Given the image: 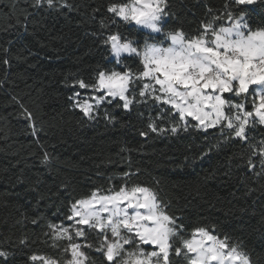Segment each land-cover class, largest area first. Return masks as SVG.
<instances>
[{"label":"snow or ice","instance_id":"obj_1","mask_svg":"<svg viewBox=\"0 0 264 264\" xmlns=\"http://www.w3.org/2000/svg\"><path fill=\"white\" fill-rule=\"evenodd\" d=\"M70 13L79 17L77 27L85 26L98 58L86 72L64 76L68 109L78 114V126L103 124L123 137L100 150L94 168L79 173L85 183L57 154L38 99L6 88L14 83V61L31 67L29 58L38 56L24 41L44 48L45 35L65 40L55 21L64 16L67 22ZM0 17V35L22 29L15 39H0V90L15 109L9 115L23 121L22 133L32 138L24 162L39 166L34 175L16 178L34 195L0 220V264H264V249L257 253L227 223L238 215L243 222L251 203L241 201L257 192L264 209V0H94L85 6L0 0ZM10 131L0 128V135ZM189 139L202 143L193 151L184 143ZM156 140L178 151L183 145L176 172L223 157L205 176L235 188L231 199L211 204L223 220L189 211L206 199L199 188L182 198L169 194L164 174L140 163ZM39 169L63 175L45 188ZM253 232L264 244V213Z\"/></svg>","mask_w":264,"mask_h":264},{"label":"trees","instance_id":"obj_2","mask_svg":"<svg viewBox=\"0 0 264 264\" xmlns=\"http://www.w3.org/2000/svg\"><path fill=\"white\" fill-rule=\"evenodd\" d=\"M6 2V0H5ZM79 5L85 6L91 4L94 0H75ZM99 2V0H95ZM214 3H219V0H212ZM257 23L260 22V14L254 13L253 17ZM79 17L76 13L68 14V20L65 22V17L56 18L55 28L63 29L66 34V39L63 41L49 40L45 35L47 47L41 48L36 41L28 38L24 41L32 47L34 52L38 53L37 57H31L30 63L34 66H29V63L23 61L15 62L12 68V81L6 85L7 92L31 93L34 100L39 101L40 115L45 121V128L48 137L54 139L57 143L56 152L61 160L71 166V174L76 177L80 183H85L83 176L79 173L94 168L100 157L97 155L101 149L114 148L112 143L113 138H123L122 130L105 129L103 124L80 127L76 120L78 114L71 112L68 109L67 95L69 90L63 88L62 80L65 75L70 72H86L88 66L94 63L97 59V54L92 47V41L85 35L84 27H77ZM3 18L0 17V25L3 24ZM53 23V21H49ZM91 30L90 25L87 26ZM22 29H14L11 33L0 35V39L11 38L15 39ZM8 96L4 90H0V117H7L9 123L0 120V128L5 131L11 128L8 136L0 135V220L7 217L9 213H14L15 206L25 204L32 199V195L25 191V185L16 184L18 176L29 177L36 173L38 165L35 160H30L29 163L24 162V158L28 146L32 143V138L21 131L23 121L17 122L10 113L15 109L7 104ZM61 116L63 119H61ZM55 123L57 126L49 128L48 125ZM44 135L43 133L41 134ZM131 137V133L128 134ZM191 143L193 151H195L202 141H194L189 139L184 142ZM170 142L165 140H156L155 143H149L147 152L140 161L146 168L151 170L153 174H164L165 191L169 194L180 196L181 198L189 192H195L197 188L202 194H206V199H203L189 211L198 212L203 215H208L210 212L213 216L224 219L223 213L211 208V204L216 202L219 197L221 199H231L229 191H235V188H230L229 185L221 182L219 178H209L205 180V176L211 177V174L221 166L223 157L217 159L213 156L211 159H205L198 163L194 169H187L185 172L173 171L175 165L181 164L184 161L183 145L181 150L169 147ZM165 153L166 155H161ZM192 155V152H188ZM110 168L115 165L109 166ZM42 177L45 180V188L52 187L54 181H58L62 177V173L45 172L39 169ZM179 184V187H174V184ZM235 184V179L231 182ZM12 195H5L6 193ZM19 195H16V194ZM260 193L257 192L254 196L247 198L241 203L245 207H249L250 211L243 220L237 218H228V226L234 229L238 234H243L245 239L250 241L249 247L255 248L257 253H262L264 244L261 243V238L258 233L253 232V227L257 225V221L264 209L258 206ZM183 203V199H181ZM7 205V207H5ZM42 202V210L49 213L52 209L44 208ZM240 205H237L239 208ZM254 210V214H253ZM5 231L3 224H0V233ZM264 254V253H262Z\"/></svg>","mask_w":264,"mask_h":264}]
</instances>
